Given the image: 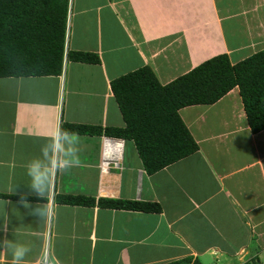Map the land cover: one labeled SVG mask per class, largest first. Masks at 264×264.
<instances>
[{
	"label": "crops",
	"instance_id": "crops-1",
	"mask_svg": "<svg viewBox=\"0 0 264 264\" xmlns=\"http://www.w3.org/2000/svg\"><path fill=\"white\" fill-rule=\"evenodd\" d=\"M263 49L264 0H68L60 75L0 77V241L29 247L25 264H44L49 251L57 264H264V130L250 131L237 87L178 110L197 151L152 175L132 140L108 133L126 126L111 81L148 67L166 85L214 56L235 64ZM57 125L89 130H67L73 166L43 201L30 194L27 165ZM21 196L52 201L54 217L28 215ZM0 264H12L9 250Z\"/></svg>",
	"mask_w": 264,
	"mask_h": 264
},
{
	"label": "trees",
	"instance_id": "trees-1",
	"mask_svg": "<svg viewBox=\"0 0 264 264\" xmlns=\"http://www.w3.org/2000/svg\"><path fill=\"white\" fill-rule=\"evenodd\" d=\"M67 4L68 0H0V77L60 75ZM68 58L99 64L97 56L87 53L71 52ZM110 87L126 126L108 133L135 143L149 175L197 151L178 115L183 107L214 104L237 87L250 131L264 130V49L235 64L226 54L214 56L166 85L144 67L111 81ZM59 201L85 202L72 197ZM99 204L151 213L161 210L158 204L143 202L103 199ZM189 263L184 259L166 264Z\"/></svg>",
	"mask_w": 264,
	"mask_h": 264
},
{
	"label": "clouds",
	"instance_id": "clouds-1",
	"mask_svg": "<svg viewBox=\"0 0 264 264\" xmlns=\"http://www.w3.org/2000/svg\"><path fill=\"white\" fill-rule=\"evenodd\" d=\"M74 133L57 125L47 142L40 149V157L33 159L27 165V175L31 178L30 194L34 193L39 200H45L52 191L53 178L57 174L67 172L73 166V158L78 151L73 140ZM9 203V202H6ZM19 204L29 209L28 215L38 217L39 220H51L54 215L53 202L33 206L26 196H21ZM7 231V225H5ZM0 249H7L12 255V264H25V257L31 249L25 245L17 244L12 240L0 241ZM44 264H57L54 256L49 251L45 255Z\"/></svg>",
	"mask_w": 264,
	"mask_h": 264
},
{
	"label": "built area",
	"instance_id": "built-area-1",
	"mask_svg": "<svg viewBox=\"0 0 264 264\" xmlns=\"http://www.w3.org/2000/svg\"><path fill=\"white\" fill-rule=\"evenodd\" d=\"M109 159H110V158H107V160H109ZM118 159H119L118 155H117V157H114V158H113L114 163H117ZM113 161H110V162H113Z\"/></svg>",
	"mask_w": 264,
	"mask_h": 264
}]
</instances>
